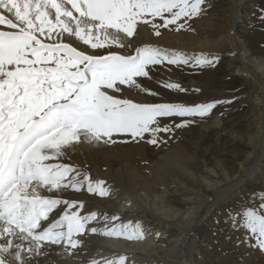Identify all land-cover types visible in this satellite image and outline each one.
I'll use <instances>...</instances> for the list:
<instances>
[{
	"label": "snow or ice",
	"instance_id": "snow-or-ice-1",
	"mask_svg": "<svg viewBox=\"0 0 264 264\" xmlns=\"http://www.w3.org/2000/svg\"><path fill=\"white\" fill-rule=\"evenodd\" d=\"M203 5L205 0H0V264H29L49 255L52 246L72 256L88 233L145 239L139 223L89 227L109 218L81 215L83 203L47 195L80 191L85 184L89 193L112 195L105 182L93 183L86 174L78 178L72 165L49 161L82 142L115 143V134L141 140L149 134L148 143L156 145L161 133L195 122L161 125L160 118H204L217 104L231 103L148 104L116 95L133 88L158 95L137 78H150L151 66L189 60L153 45L136 47L134 55L106 50L132 47L141 25L155 36L170 26L185 29ZM212 63L203 55L196 59L200 66ZM164 87L186 91L177 83ZM240 226L264 248V201L244 211ZM107 264H127V256Z\"/></svg>",
	"mask_w": 264,
	"mask_h": 264
},
{
	"label": "rangeland",
	"instance_id": "rangeland-1",
	"mask_svg": "<svg viewBox=\"0 0 264 264\" xmlns=\"http://www.w3.org/2000/svg\"><path fill=\"white\" fill-rule=\"evenodd\" d=\"M235 5L236 0H205L202 14L189 20L185 29L176 31V26H173L174 28L170 26L171 30L160 29L161 35L164 33L202 34L201 37L210 42L211 49L205 51L204 58L212 60L211 65H170L165 62L160 66H151L150 78L140 77L143 78L142 87L158 94L149 95L143 92L145 103L148 104L178 103L195 106L213 101H231V103L217 104V107L204 118H160L161 125L178 124L186 120L195 121L189 125L188 134L181 133L179 128L172 133L171 137L177 135L173 144L180 148H184L186 142L190 141L191 150L188 153L194 158L192 160L194 180L181 172L172 162L177 155H182L181 152L170 150V146L161 147L149 143L152 152H150L151 161L158 163L157 169L155 166L151 172L157 181L162 182L157 186L158 191H165L167 199L176 204H185L187 207L185 210L201 206L199 204H202L204 200L205 207H213L208 215H206L207 209L201 207L196 218L198 239L193 253L194 264H257V261L258 264H262L259 260L264 254L261 247H254L257 244L256 239L240 226L244 211L247 208L258 207L264 201V153L256 162L260 156L256 150V147L260 146L256 139L258 134L256 118H258L259 110L257 102L254 103L260 91L258 86L262 85L264 89V80L260 82L258 78L242 73V69L247 66L238 51L232 50L228 39L232 28L236 42L242 41L244 45L249 46L248 36L256 34V24L264 23V0H247L239 8L240 10ZM202 19L210 27H201L199 20ZM155 22L161 23L159 18ZM147 27L150 28V26ZM260 33H263L261 36L263 47L260 46L264 49V32ZM252 49L251 55L256 58L259 55L258 51L254 47ZM172 67L177 68L173 76L168 74H172ZM251 67L256 68L254 65ZM165 83H177L186 91L178 92V90L166 88ZM130 92L122 91L116 95L119 98L132 99ZM252 167L255 168L252 175H249L239 186L232 187L224 197L218 200L214 192L216 187L209 188L203 182V175L213 170L215 174L210 175L214 183L222 187L229 183L227 179L244 174ZM145 172L149 174V171ZM191 196H194L197 202L188 203L187 200ZM138 221L145 224V230L153 232L157 245H152V248H167V240L179 234L175 227L177 224L170 220L168 222L173 224L172 228L154 217H141ZM244 247H247V250ZM162 251H159V254L150 255L153 257L152 264H162L166 260ZM238 252H241V256Z\"/></svg>",
	"mask_w": 264,
	"mask_h": 264
},
{
	"label": "bare ground",
	"instance_id": "bare-ground-1",
	"mask_svg": "<svg viewBox=\"0 0 264 264\" xmlns=\"http://www.w3.org/2000/svg\"><path fill=\"white\" fill-rule=\"evenodd\" d=\"M245 1L247 0H236L235 6L239 9ZM234 12L236 13L235 9ZM237 13H239L238 10ZM234 16H236V14ZM202 20H199L201 21L199 24L201 27H210L207 23L205 24V20ZM255 27L257 29L256 34L254 36H248L247 38L249 46L244 45L242 41L236 42V36L232 33V28L228 39L231 42L230 46L232 47V50L238 51L245 66H247L245 69H242V73L250 77H256L258 78V81L261 82L264 80V49L261 45V36H263V33L260 32H264V23L256 24ZM138 30L139 37L133 38L132 47H126L123 49L113 47L106 51H115L124 55H134V49L136 47L153 45L166 49L172 53L183 54L189 60V63L185 65H194L196 64V59L200 58L202 55L204 57L206 53L205 51L211 49L209 47L210 42L208 40L205 41L204 38L201 37L202 34L182 35L179 33H164L163 35L155 36L152 33L151 28H148L145 25H141ZM237 45L239 47H237ZM253 47L256 48L255 50H257L259 54L256 58H253L251 55L253 53H251ZM251 65L256 66V68L254 67L255 69H253V66L251 67ZM175 69L177 68L171 69L173 70L171 71L172 74H168L173 76V74H175ZM142 80L143 78L137 79L140 84ZM258 87L260 88V91L257 94L254 103L257 102L256 104L259 110L258 118H256L258 126L256 139L260 146H257L256 150L260 156L257 158L256 162L260 160L264 153V89L262 85H259ZM158 89L161 88L158 87ZM124 91H131L129 95H131L134 102L145 103V92L143 93L135 88L125 89ZM216 122H214V124ZM188 127L189 126L180 128V132L185 135L188 134ZM174 131H176V129ZM172 133H161L160 138L162 142L155 146H170V150H178L181 152L182 155H177L172 159V162L174 165L178 166L181 172L194 180L195 172L192 167V160L194 158L188 153V151L191 150V143L190 141L186 142L183 146L184 148H180V146L173 144L175 143L174 141L177 138V135L174 134L175 136L171 138ZM150 138L149 134H145V138L142 140L138 138L133 139L127 134H115L113 136V139L116 141L115 143L105 144L101 141L99 144L90 146L87 143L82 142L76 147L75 151L70 152L67 156H62L57 160L49 161L50 163H65L72 165L81 173V177L78 178H82L83 175L86 174L93 183L97 181L105 182V185L112 190V195L109 197H99L93 193H89L86 184L80 191H75L69 188L62 193L46 194L49 196H59L60 198L69 201L83 203L84 208L78 209L81 215H87L89 212H98L101 216H107L109 218L107 221L98 218L97 221L90 222L89 227L125 225L131 222L132 225L139 223L145 230V224L138 220L141 217H154L172 228L171 225L173 224L168 222V220H170L172 223L177 224L175 227H177V233L179 234L177 237L173 239L171 238L172 240L170 238L167 240L168 247L152 248V245H157V243L155 242L153 232L147 229L145 230L146 237L142 241H128L123 238H113L100 234L88 233L82 237L84 244L76 254L72 256L64 255L62 248L52 246L49 255L35 258L30 261L29 264H91L92 261H97L98 264H107L109 260L115 261L121 255L127 256V264H152L151 261L153 262V257L151 256L154 253L159 254V251L162 250L163 256L166 258L162 264H194L193 253L198 239L196 234L198 229L196 218L201 207L207 209L206 215L211 212V208L213 207H205L204 200L202 201V204H199L201 206L191 207V209L185 210V208H187L185 207V204H176V202L167 199L165 191H158L157 186L161 185L162 182L157 181L151 172V169L155 166L157 169L158 163L156 161L155 163L151 161L152 154H150L151 149L148 143ZM256 165L254 167H256ZM146 170L149 171V174L145 172ZM254 170L255 168L252 167L250 170H247L248 172L246 171L247 173L245 172L241 175L238 174V176H235L233 179H227L229 183L222 187H219V184L214 183L210 174L215 173L211 170L209 173L203 175V182H205L209 188L215 189L216 187L214 192L218 200L224 197L232 187L239 186L249 175L254 173ZM162 185H164V183ZM193 197L194 196L187 197L188 203L196 201ZM64 207L65 206L63 205L60 206L61 209ZM114 216L119 217V219L111 220ZM257 246L258 244L254 247ZM246 248L244 247L245 250H247ZM262 249L264 252V248ZM250 250L251 249H249V251ZM140 252L143 254L140 255ZM241 252L238 253L240 254ZM261 257L259 262L264 264V254Z\"/></svg>",
	"mask_w": 264,
	"mask_h": 264
}]
</instances>
